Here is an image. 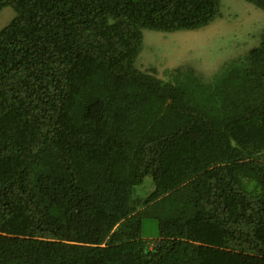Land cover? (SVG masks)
Listing matches in <instances>:
<instances>
[{
  "label": "trees",
  "instance_id": "1",
  "mask_svg": "<svg viewBox=\"0 0 264 264\" xmlns=\"http://www.w3.org/2000/svg\"><path fill=\"white\" fill-rule=\"evenodd\" d=\"M8 6L0 264H264V32L212 75L187 63L165 81L137 66L144 30L202 29L222 0Z\"/></svg>",
  "mask_w": 264,
  "mask_h": 264
},
{
  "label": "rangeland",
  "instance_id": "2",
  "mask_svg": "<svg viewBox=\"0 0 264 264\" xmlns=\"http://www.w3.org/2000/svg\"><path fill=\"white\" fill-rule=\"evenodd\" d=\"M12 6L0 15V31L16 17ZM264 32V9L246 0H222V16L198 30L163 32L144 30V47L138 59L139 69H154L157 77L169 80L167 71L187 63L208 75L215 73L225 62L247 54L261 43ZM155 189L151 176L136 188L148 195ZM159 221L145 219L143 236L156 239Z\"/></svg>",
  "mask_w": 264,
  "mask_h": 264
}]
</instances>
